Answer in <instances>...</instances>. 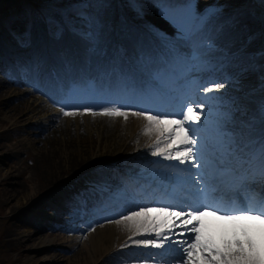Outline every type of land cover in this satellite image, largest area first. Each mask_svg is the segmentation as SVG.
<instances>
[{
	"label": "bare ground",
	"instance_id": "bare-ground-1",
	"mask_svg": "<svg viewBox=\"0 0 264 264\" xmlns=\"http://www.w3.org/2000/svg\"><path fill=\"white\" fill-rule=\"evenodd\" d=\"M156 20H157V16L154 20L150 21L149 26H152L155 24V28H162L163 25L162 24L160 25L158 22H156ZM40 29L41 28H39V30ZM39 30L35 29L33 31L31 37L28 40V45L26 49L24 47V49H21V50L11 51L9 48L4 47L2 44H0V96H3L1 97L3 99L6 98L4 102H8V104L6 103L5 108L0 107L1 108L0 112L3 113L4 116L6 117H9V118L12 117L14 122H18V120H21V119L31 122L30 119L38 115L40 116L42 115L43 116L42 118H45L41 123L42 129L46 128L45 130H47L45 134L29 132L24 129V131H26V133L28 134L23 136L25 137L23 139H26L27 141L30 140L31 143H34L35 140L37 141L42 140L43 144L39 146V149H41L39 160L33 162L31 166V171L37 172L39 181H41V183L45 182L48 186L49 184H52V185L59 184L61 180L59 182L56 180H59V176L62 174L66 173V174H71L72 176L74 173H76L80 169H83L85 165L87 164L86 162L91 159L92 155L89 156L88 158H85V156H81L79 157L78 161L74 162L76 160V156L74 153L73 146L71 145L72 143L82 142L84 144L83 146H86V147L83 148V147H79L78 145L77 149L78 150L82 149L83 154L85 155V153H89L88 151H90V149H94L95 147L93 140L88 141L86 139V136L87 135L88 136H92V135L100 136L99 141H101V144L99 145L97 150L93 152V156L96 159L95 161L99 162L105 158H106L105 160L107 159L113 160L112 158H115V157L117 158L118 156L123 155L125 151L129 150L130 148L132 149V147L130 146L131 143L128 142V139L133 140L134 137L136 136L134 130L136 129V126H138L137 124L138 122L137 123L134 122V119L132 121L131 119L132 113L128 115L127 120H125L122 117V121L119 120L120 118L118 119V117L116 116L110 117V116L99 115L98 113L102 110V108H99V104H95L94 102H90V106L95 108L94 112L97 113L96 115L91 116L90 114L87 113V114H82L79 117L76 114L71 117L70 116L61 117L58 111H54V114L48 115V113H50V108L52 107L46 105L45 101L43 100L41 96L39 98V95L35 94L37 97L32 95L34 93L33 91L37 90L41 93H44L50 96V99H49L50 101L52 100L62 101L63 99L59 97L58 95H54L52 92H49L45 86L41 87L35 84L36 78L39 77V75H36L37 73L34 68L37 66V70H39L41 68V64H43L44 70L47 71V76H48V73H50V69L53 68L52 64H55L58 68H62V66L60 65V61L58 60L59 56L57 55V53L59 49L57 48V44L58 43L65 44L66 40L64 38H61L59 42H56L53 40L44 39V41L47 42V45L45 47L43 43V38L41 34L38 33ZM122 30L123 31H119V36L121 40L124 42V44L127 46L129 52L131 54L132 53L135 54L137 60H143L144 58H147L150 54L148 49L145 48L144 46H140L139 42L136 41L135 35L133 33H129L124 28H122ZM136 30L137 29H135V31ZM222 37H223L222 39L226 40V37L232 38L234 36H233V33H230V31H227L225 29L224 31H222ZM222 39H220V41H222ZM96 44L97 43H95L93 46L92 45L89 46L86 44L87 48H85V53L87 56H89L90 58L96 57L97 62L101 61V63H104L103 66L108 67L110 65V60L108 57L109 55L113 57V60H117V68L120 67L121 69L123 68V66H125L119 60L121 58H115L112 52L108 53V55L104 54L102 57H100L96 53V50H95L97 46ZM206 48L207 46H205L202 49L199 48V51L201 53H204L206 51V53L208 54V51L206 50ZM68 58L69 56H67L66 64H64L66 66H68L69 63L71 62ZM43 59H45L47 63H43L42 62ZM52 60L54 62H52ZM84 66L86 67L90 66L89 62H86ZM8 69H9V72L6 73L5 71ZM48 69H49V72H48ZM26 71L29 72L27 76L24 75ZM26 87H30V90L27 93L25 91ZM10 95H14L13 98L18 99L16 104H10V101L8 100ZM30 97H32L33 99L30 100ZM38 98H39V102H38ZM70 102L76 103V104L81 103L76 98L71 99ZM21 114H24L23 117H19ZM46 114L47 116H44ZM141 118H142V122L144 123L142 124L144 125V128H141L140 126L139 127H140V131H142L145 137L146 133L144 132V129L147 127V121L144 119V117H141ZM35 122L37 123V121ZM29 124L30 123L26 122L25 125L22 124V126L23 128H26V126H29ZM93 126H95V132L92 134L91 132L92 130H94ZM38 132H41V131L38 130ZM56 132L58 136H55ZM149 136H152V134L149 133ZM154 137L155 135L152 138ZM152 138L151 139L149 138V141L152 140ZM111 140H113V142H111ZM137 141L138 139L136 140V142ZM46 143L48 144V146L45 148L46 151H47V148L52 149L50 150V154L45 152V149L43 148L46 146ZM53 143H55L56 146H53ZM59 144H61L63 148L61 152H59L57 149V145ZM54 153L55 155H53ZM42 155L43 157L50 156L51 158H47L46 160H44V158H42ZM57 157L58 159H56ZM41 159L43 160L41 161ZM54 159L56 161H54ZM63 161L68 162V164H63ZM134 161L135 159L131 160L130 158H127V159H123V161H121V164H124L125 169H128L129 167L134 168L135 167ZM101 168L102 167L99 166L95 168L96 171L94 169L95 172L93 171L92 173V177L94 181L95 182L102 181L104 185L107 184L106 186L110 185V187H115L116 183H119V180H120L119 179L120 176L118 174L120 169L114 168L115 170H113L111 168L106 167L103 169L108 170V171H105ZM20 169L21 167L19 165L15 166V165H10L7 163L5 168L0 167V174L4 176V178L6 179L8 178L12 180L14 178V177L12 178V176H14L13 175L14 170L15 172L16 171L18 172L20 171ZM123 182L125 184H128L130 182V179H125ZM59 190H61L62 192L61 194H57L54 191H49L43 196H41V198H39L40 200L39 199L35 200V203H37L38 206H46V204L50 202V199H54V200L61 199L62 194L63 193L66 194V192L65 190H62V189H59ZM9 192L10 191L9 189H7V187L3 191L5 195H8ZM98 193L99 194L96 193L97 197H101L102 193L100 192ZM137 194L138 195L140 194L141 196H143L141 193H137ZM141 198L143 199V197ZM15 205L9 204L8 207L12 208V206H15ZM80 207L82 206L80 205ZM44 208L46 209L47 207H44ZM64 211L65 209L61 208V210L59 211V214L56 215V216H59L58 223H52V224L44 223L41 226L40 224L31 225L27 230L28 234L25 240H21L18 238H11L13 245L18 244V246H22L26 244L28 241H29V244H31L30 251L33 254L29 255L28 258L26 259V262H28L27 264H33V259L35 258L32 255H35V253H38L40 251L48 254L44 256V258H46L47 260L51 258L57 259L56 262L51 261L50 264H62L58 260L59 255L56 252L54 240L56 238H63L67 229L68 230L72 229V228L65 227V225H67L69 221V212L67 209L65 212ZM37 219L40 220V218H38V215H35L34 220H37ZM94 229L95 230H92L91 232L86 233V235L84 236L85 240L83 241V243L80 244L79 248L75 247L74 244L76 243H73L70 246L63 247L62 249H60V250H65V251L72 250L71 251L72 253L74 249L76 248L75 250L77 253L75 255L76 256L75 259L74 260L67 259L66 261H68V263L66 264H89L90 262L95 263V260L96 259L98 260L99 256L101 258L106 252L107 253L110 252V250L112 249L113 241L115 239L117 240L115 242H119V239L122 237V235L131 234V232L128 231L124 227V225L120 227L116 225L115 223L105 224L100 227H95ZM119 230H121V232ZM214 238L216 242L222 247L226 241L232 240V238H229V239L225 238L224 241H219L218 237L215 236ZM50 247H53V248H50ZM245 247L247 246L245 245ZM78 256H80V258H77ZM126 256L127 255L122 254L120 257L123 260L126 258ZM45 262L49 263V261H45ZM173 264H176V263H173Z\"/></svg>",
	"mask_w": 264,
	"mask_h": 264
},
{
	"label": "snow or ice",
	"instance_id": "snow-or-ice-1",
	"mask_svg": "<svg viewBox=\"0 0 264 264\" xmlns=\"http://www.w3.org/2000/svg\"><path fill=\"white\" fill-rule=\"evenodd\" d=\"M224 87L223 83L217 82H211L208 86L197 85L196 94L185 96L179 108L157 114H153L151 109L132 113L147 121L146 134L155 133L154 142L148 145L151 156L175 162L169 167L176 169V176L187 185L184 188L187 195L182 203L175 202L178 193L173 191L166 194L173 199L155 202L159 206L136 205L126 208L115 221L106 220L108 223L122 224L132 233L129 237L132 244L149 251L145 260L155 259L159 264H172L171 258L178 256L182 264H264V248L257 250L256 241L249 234L250 225L239 224V232L244 238L234 236L222 247L205 224L207 216H219L234 223L259 221L261 238L264 240V191L249 197L240 206H218L215 193L224 183L220 177L228 174L239 177L240 173L227 167L228 149L221 160L209 164L204 158L203 139L194 138L204 123L202 116H207L204 111L206 106L211 108V102L217 99L210 94ZM199 93H203V96ZM84 111L97 114L90 107H85ZM61 112L65 116L76 114L63 108ZM98 114L127 120L129 111L122 110V106H112L103 107ZM261 142L264 143V140ZM248 179H251L250 174L243 177L245 182ZM260 179L264 182V176L260 175Z\"/></svg>",
	"mask_w": 264,
	"mask_h": 264
},
{
	"label": "rangeland",
	"instance_id": "rangeland-1",
	"mask_svg": "<svg viewBox=\"0 0 264 264\" xmlns=\"http://www.w3.org/2000/svg\"><path fill=\"white\" fill-rule=\"evenodd\" d=\"M28 1L33 3V0H0V12H2L1 13L2 18H3L4 14L8 13V11H10L12 9L18 10L20 8L19 10L21 11V13L23 15L24 20L27 21V25L24 23V27L26 26V28L24 29V31L22 33L28 34L31 32V30L32 31L35 29L39 30V28H41L38 31V33L41 34V32H43V24L49 26V25H51V22L48 20L42 19V18H44V16L40 13V10L38 9V7L31 6V4L28 3ZM35 1L39 2L40 0H35ZM45 1L48 3V5L55 6V7H58L61 5L59 3L54 2L53 0L52 1L51 0H45ZM95 1H96V7H95V10L93 11V25L92 24L91 25H86V24L79 25L78 31L81 33H85L84 37H86L89 41H91V39L93 37H96L97 39H101V38H103L101 35L104 36L103 33H105L107 36H109V38L107 37L109 40L108 39L105 40L106 47H103L104 41H102V44L97 42L96 45L100 46L104 49H107L109 41H110L111 45L113 44L112 38H113V36H115L116 24L119 22L127 23V20L129 18L127 15L134 14V17H135V13L140 14L143 11L141 9H138V10L131 9V7L127 3V2H129L128 0H125V1L124 0H117V1H115V0H95ZM221 1L222 0H209L207 3H212V2L217 3V2H221ZM242 1L243 0H228L230 5H232L234 2L237 3V2H242ZM30 6H31V8H30ZM246 6H248V3H246ZM20 14H16L15 17H18V16L22 17ZM227 14H230V13L227 12ZM27 15L29 16V18L27 17ZM233 15H234L233 18L227 20V22H229V24L226 25V26H228V27H226V30L230 31V33H233V36H234V38H232L233 40L228 38L229 40L225 41L224 46H221L219 44V42L217 41V39L215 40L214 38H209L208 45L210 46V48L213 47V48L218 49L217 51H215L216 55L214 56V58L210 59V60H214L221 53H225L226 50L229 51V50H233L235 48H243L245 46V44L248 45V46L247 45L246 46L252 52L253 51L256 52L257 50L259 51L262 49L261 47H259L260 45H259V40H258V37L260 36L259 30H260L261 25L256 24V23L253 24L251 15H249L247 13V11L244 9L241 11H238V12H234ZM220 16L223 17L222 14H220ZM11 23L14 25L16 24L15 18L11 21ZM12 24H10V26H12ZM206 26L208 27L207 29H210L211 28V22H207ZM15 33L17 34V32H15ZM22 33H20V34H22ZM61 33H63V31ZM13 35H15V34H13ZM31 35H32V33H31ZM63 36L67 37L65 35H63ZM116 39L117 38H115V40ZM28 40L29 39H27L26 42H28ZM121 43H122V41H121ZM27 45H25V49H26ZM98 49H99V47H98ZM213 50L214 49H212L211 51H213ZM109 53H111V51ZM104 54H106V53H102V54H98V55L100 57H102ZM43 75L47 76V71H44ZM258 76H259V74H258ZM40 77H42V76H40ZM260 77H262V76H259L258 78H254L253 82L256 83L257 81H260ZM239 83H241V84L240 85L238 84L237 89H234L232 91V95L230 94V92H227V90L230 91V89H231V88L229 89L228 86L226 89H220V92H223L224 94L227 93V95L232 96L229 98V96L225 95V96H227L226 97L227 99L225 100L224 104L228 103V106L230 108H232L234 105H232L231 99H233L235 104H238L240 106V108L242 109V111H244L248 114L250 108H254V109L258 108L256 105H258V102H262V95H261V97L259 96L255 100V102H251V98L248 99L247 95L243 94V93H247L246 91H247V88L249 87V85L246 83H242V80ZM33 95L36 96L35 94H33ZM1 97H3V96H0V107L5 108L6 103L8 104V102H4V100L6 98L3 99ZM13 97H14V95H10V97L8 98V100L10 101V104H16L17 103L18 99L17 98L14 99ZM32 99L33 98L30 97V100H32ZM38 102H39V100H38ZM222 107L225 108V106H222ZM240 108L239 107H233V109H229L231 114L229 113L227 108H225L226 109L225 111H221L217 108L216 109L217 111L214 113H212L214 109L208 108L207 111H205L207 113V116H206V118H204V120L207 121V118H210V120H212L211 122L214 121V122L218 123V121L219 122L222 121L225 130H223V132H221V138H224L226 133H228L227 132L228 130H230V132H236V131L240 132V127L238 128V126H240V125L242 126L244 123L241 122L242 119L240 117L236 118L235 115L233 114V112H236L238 110H239L238 113H240L241 112ZM69 111L76 112V115L78 117L80 115H82V113H84L83 111L81 112V110H79V109H72ZM23 115L24 114H21L19 117H23ZM90 115L92 116V114H90ZM60 116L64 117L65 115L61 114ZM115 118H113V119H115ZM119 118H121V117H118V119ZM133 119H134V122H136V123L138 122L137 123L138 126H136V129L134 130L136 136L134 135L135 137L133 140L128 139V142L133 144V145L130 144V146L132 147L133 150L130 148L129 150L125 151L123 155L117 157V160H119V158L124 159V157L130 158L131 160L135 159L134 166L135 167L140 166L138 171L144 172V171H148L149 166L143 168V164H140L138 161L145 162V161H148L150 159V156H148V155L151 153L148 149V143L150 145L151 143L154 142L152 137L155 135V133H151L152 136H149V134H146V136L144 137V134L142 133V131H140V127L144 128V125H142L144 123L136 115L132 116V121H133ZM30 120H31V122H29L27 120H22V119L18 120V122H14L12 117H10V118L6 117V116H4L3 113L0 112V167L5 168L7 163L10 165H15V166L19 165L21 167L20 171H18V172L16 171L17 173L14 170V172H13L14 176H12V178L13 177L14 178L12 180H10L8 178L7 179L4 178V176H2L0 174V264H27L28 263V262H26V259L28 258L29 255L33 254L30 251L31 244H29V241L26 243L27 245L24 244L22 246H18V244L17 245L12 244L13 242L11 241L12 240L11 238H18L21 240H25L26 236L28 234L27 233L28 228L33 224L34 225L41 224L39 222H42V219H40L41 220L40 221L38 219L34 220V218H33V222H32V220H28L29 215L26 214V213H28V212H26V210L28 208L32 209V207H30L29 205L34 203L35 200L41 198V196H43L47 192H49V191H47L49 188H51V187L53 188L54 186L56 187V186L61 185V183L54 184V185L49 184L48 186H50V185H52V186L48 187L45 182L41 183V181H39V177H38L37 172L31 171V166H32L33 162L39 160V155L41 154L40 153L41 149H39V146H41L43 144V142H42V140H38V141L35 140L34 143H31L30 140L27 141L26 139H23V138H25L23 136L28 134V133H26V131H24V129L29 131V132H36L37 133L38 129L37 128H31L32 127L31 124L36 123L35 121H37V123L39 121H43L42 115L41 116L40 115L34 116V118H32ZM119 120L122 121V118ZM238 120H241V121H238ZM25 121L30 123V124H29V126H26V128H23L22 124L25 125V123H26ZM37 125L38 124H36L35 126H37ZM93 129L94 130H92V132H91L92 134L95 132V126H93ZM46 131H43L41 134H45ZM55 136H58L57 132L55 133ZM146 137H148V138H146ZM136 138L138 139L137 142H136V140H137ZM149 138L150 139L152 138V140H150V142H149ZM86 139L88 141L93 140L95 147H94V149H90V151H88L89 153H85V155L83 154L82 149L81 150L77 149L78 145H79V147H83V148L86 147V146H83L84 144L82 142L81 143L76 142V143L71 144L73 146L74 153L76 156V160L74 162L78 161L79 157H81V156H85V158H88L89 156L92 155L91 159L86 162L87 164L84 167L85 169L92 167L93 165H95L97 163V161H95L96 160L95 157L93 156V152H95L97 150V148L99 147V145L101 144V141H99L100 136H93V135L88 136L87 135ZM111 142H113V140H111ZM136 145H137V147H136ZM47 146H48V144L46 143V146L43 148L45 149ZM53 146H56V144L53 143ZM57 149L59 152H61L63 150L62 145L61 144L57 145ZM50 150H52V149L47 148V151L45 149V152L50 154ZM53 155H55V153ZM60 155H62V154H60ZM122 156H124V157H122ZM109 157H107V158H109ZM42 158H44V160H46L47 158H51V157L50 156L43 157V155H42ZM53 158H54V156H53ZM56 159H58V157ZM42 160L43 159H41V161ZM54 161H56V160L54 159ZM120 161H122V160H119L118 162H120ZM35 164H37V163H35ZM63 164H68V162L63 161ZM103 168H106V167H103ZM132 169H135V168H132ZM95 171H96V169H95ZM128 171H130V170H128ZM70 177H71V174L65 173V174L60 175L59 180H56V181L59 182L60 180L62 181L65 179H66V181H68L67 179H69ZM75 177H77V179L73 180V182L82 184L83 177L78 176V175ZM10 181H12V182H10ZM96 183L100 186L99 182H96ZM73 185H74L73 183H63L62 186L67 188V186L69 187V186H73ZM6 187L10 191L8 193L9 197H8V195H5V193H3V191L5 190ZM115 187L118 188V184ZM51 189H50V191H51ZM62 190H66V189H62ZM54 192L57 194L62 193L61 190H57ZM83 192H85L84 189H83ZM98 192L101 193V190L96 191L97 194H99ZM38 194H40V195L37 196ZM9 204H12V205L16 204V205L12 206V208H10V207H8ZM36 205H37V203H36ZM47 205L48 204H46V206H38L37 205L36 209L43 211L45 209L44 207H47ZM20 207H23L24 210H19L17 212V210ZM66 209L68 210V209H70V207L65 208V211H66ZM72 210L79 212V210H75L73 208H72ZM47 211H49V210H44V212H43L44 216L48 215ZM55 213H56L55 215L59 214V212H57V211ZM123 213H124V211L122 213H119L118 217L114 218L112 221H115L116 219H118L119 215H121ZM35 215H37V214H35ZM21 218H24L25 222L19 221ZM75 219H80V218L77 217ZM66 221H67V219H66ZM72 222H73V220H71V218H69V221H68L67 225H65V227L66 228L67 227L72 228L70 226ZM28 223H31V224H28ZM44 223L47 224L48 222L44 221L42 224H44ZM114 223L115 222H112V224H114ZM106 224H110V223H106ZM116 225H118L120 227L123 226L122 224H116ZM67 231H68V229H67ZM87 231H90V230H87ZM119 231L121 232V230H119ZM86 233H89V232H86ZM86 233H83L80 237H78V236H76V233L70 232L69 234H64L63 238H56L54 240L55 249L59 255L58 260L60 263L66 264V263H68V261H66L67 259L68 260L69 259L70 260L75 259V257H76L75 255L77 253L75 250L76 249L75 247L79 248L80 244L83 243V241L85 240L84 236L86 235ZM128 235L130 237L132 236L130 234L122 235V237L119 239L120 243L115 242V241H117L115 239L113 241L112 247L115 248L118 245L121 246L122 243H123V245L131 246L132 242L129 239ZM73 243H76V244H74L75 249L72 253H71L72 250H70V251L60 250L63 247H67V246L72 245ZM50 248H53V247H50ZM144 252H145V254H147L145 250H144ZM38 254H40V255H38ZM72 254H74V255H72ZM117 254L118 253H115L114 256H117ZM46 255H48V254H46L45 252H42V251L35 253V255H32L35 258V259H33V264H50L51 261H53V262L57 261V259H54V258L47 260L46 258H44V256H46ZM134 256H135V257H133L134 261H131L132 264H153V262H155L154 259L145 260V258L143 256L136 255L135 253H134ZM77 258H80V256H78ZM45 261H49V263H47ZM129 262H130L129 260L115 261V259L113 260V258H111L110 256H107L106 258H104V257L100 258V256H99L98 260L97 259L95 260V263L90 262L89 264H97V263H99V264H129Z\"/></svg>",
	"mask_w": 264,
	"mask_h": 264
}]
</instances>
